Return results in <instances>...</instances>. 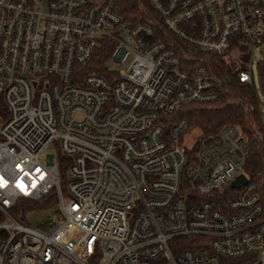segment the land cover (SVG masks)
Here are the masks:
<instances>
[{"label": "built area", "instance_id": "2783aa9c", "mask_svg": "<svg viewBox=\"0 0 264 264\" xmlns=\"http://www.w3.org/2000/svg\"><path fill=\"white\" fill-rule=\"evenodd\" d=\"M148 2L133 25L116 0H0V264H264L259 193L230 187L246 138L187 148L174 118L218 98L193 52L264 53V0Z\"/></svg>", "mask_w": 264, "mask_h": 264}, {"label": "trees", "instance_id": "16d2710c", "mask_svg": "<svg viewBox=\"0 0 264 264\" xmlns=\"http://www.w3.org/2000/svg\"><path fill=\"white\" fill-rule=\"evenodd\" d=\"M115 10L123 20L133 25L148 23L151 19L158 18L148 0H116ZM192 56L196 57L195 61L201 62L216 79L215 89L218 98L211 103L187 104L174 114V118L186 120L188 130L192 128L200 130L196 138L197 143L216 133L224 125L232 124L239 128L249 145L243 172L255 185L264 206V121L261 107V104L264 105V53L256 67L262 102L253 81L251 83L239 81V72L247 68L244 64L237 65L232 60L204 51H195ZM97 60L93 59L91 65L97 64L99 62ZM98 66L99 68H92L91 72L100 74L104 66L102 64ZM221 192L228 193V197L224 195L225 198H234L236 194V190L228 186ZM219 194L220 192L216 195ZM45 206L46 202H37L24 209Z\"/></svg>", "mask_w": 264, "mask_h": 264}, {"label": "rangeland", "instance_id": "374dc122", "mask_svg": "<svg viewBox=\"0 0 264 264\" xmlns=\"http://www.w3.org/2000/svg\"><path fill=\"white\" fill-rule=\"evenodd\" d=\"M236 52L235 51H228L226 53L227 57L229 59H232L237 65L244 64L247 68L249 69V65L252 62L251 65V70H252V76H253V82L255 85V89L258 92L259 99L262 102V97L259 91V85H258V73H257V62L260 59L262 53L255 51L253 54L251 53H241L239 54V57L236 58L235 56ZM237 55V54H236ZM227 59V58H226ZM108 64L114 65L111 61H108ZM118 68H123V66H117ZM261 107L263 108V115L262 119L264 121V105L261 104ZM1 122V121H0ZM1 124V123H0ZM200 130L198 128H192L190 130H187V132L184 133L183 135V143L187 148H191L197 138L199 136ZM54 151L57 150L59 151V146H53ZM53 153V152H52ZM55 210V206H45V207H37L36 209L34 208L33 211L29 212L26 215L27 218V224L31 226H38L43 220L48 219L51 217L53 214V211Z\"/></svg>", "mask_w": 264, "mask_h": 264}, {"label": "water", "instance_id": "95a60500", "mask_svg": "<svg viewBox=\"0 0 264 264\" xmlns=\"http://www.w3.org/2000/svg\"><path fill=\"white\" fill-rule=\"evenodd\" d=\"M248 183V178L244 173L239 174L235 179L230 183L231 188H239L241 184Z\"/></svg>", "mask_w": 264, "mask_h": 264}]
</instances>
